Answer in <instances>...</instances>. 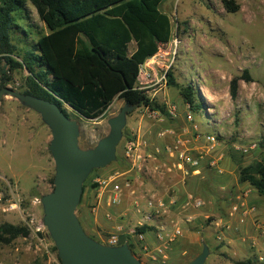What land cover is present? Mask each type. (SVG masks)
<instances>
[{"label": "rangeland", "instance_id": "1", "mask_svg": "<svg viewBox=\"0 0 264 264\" xmlns=\"http://www.w3.org/2000/svg\"><path fill=\"white\" fill-rule=\"evenodd\" d=\"M160 9L171 19L172 38L147 61L142 78L144 90L159 107L128 111L116 159L94 169L84 182L82 197L96 198L87 219L82 217L84 230L103 245L117 236V246L128 244L143 264H164L166 252L146 240L138 242L129 231L149 226L153 232L156 223L169 221L166 243L178 230L183 241L168 264H190L206 247L205 264H264V198L250 185L236 190L240 170L264 161V0H165ZM17 24L11 36L17 53L10 55L0 47V94H23L29 74L24 67L12 70L8 58L23 62L27 49L50 33L29 1ZM134 49L132 43L130 52ZM168 72L176 84L195 86L198 107L191 108L178 87L169 85ZM236 78L238 93L233 98L231 83ZM126 106L116 99L99 118L82 119L79 147H97L110 134L109 121ZM52 139L40 113L3 94L0 226L27 227L30 234L0 243V264H63L45 225L42 202L55 189ZM182 154L199 160V165L184 163ZM114 183L122 186L116 203ZM161 204L156 214L155 206Z\"/></svg>", "mask_w": 264, "mask_h": 264}, {"label": "trees", "instance_id": "2", "mask_svg": "<svg viewBox=\"0 0 264 264\" xmlns=\"http://www.w3.org/2000/svg\"><path fill=\"white\" fill-rule=\"evenodd\" d=\"M28 1L50 33L27 49L23 62L8 58L12 70L24 67L29 74L23 94L51 101L68 116L66 106L71 107L79 125L82 119L102 116L116 99L153 111L159 107L138 88V77L160 45L171 41V19L160 9L165 0H0V47L10 55L18 51L11 36ZM132 43L135 49L130 52ZM168 78L191 108L198 107L194 85L176 84L172 72ZM238 82L236 78L231 83L233 98ZM239 180L264 198V161L242 168ZM151 230L143 226L138 232ZM29 234L27 227L4 223L0 243L11 244Z\"/></svg>", "mask_w": 264, "mask_h": 264}, {"label": "water", "instance_id": "3", "mask_svg": "<svg viewBox=\"0 0 264 264\" xmlns=\"http://www.w3.org/2000/svg\"><path fill=\"white\" fill-rule=\"evenodd\" d=\"M18 98L26 106L41 114L52 130L50 151L56 163L55 189L42 200L45 207V225L56 243L63 264H143L128 244L103 245L84 230L76 210L83 185L94 169L108 166L116 159L117 146L127 123V113L135 106H127L109 121L110 134L97 147L83 150L79 147L80 125L57 104L14 90L1 92ZM71 108V107H70ZM209 250L190 264H205Z\"/></svg>", "mask_w": 264, "mask_h": 264}, {"label": "crops", "instance_id": "4", "mask_svg": "<svg viewBox=\"0 0 264 264\" xmlns=\"http://www.w3.org/2000/svg\"><path fill=\"white\" fill-rule=\"evenodd\" d=\"M227 185H224L223 188L225 189L226 187H229ZM247 185H250V184L238 183L236 190H239V192H241V189L246 188ZM250 188L255 189L251 185H250ZM248 189L249 188H247L246 190H248ZM250 192H252V190ZM245 195H248V193L245 192ZM251 201H252V199H251ZM92 202L96 203V198L93 197L91 200L90 198L82 197L81 202H80V204L76 210V214H77V211H79V213L77 214V217L79 218L84 229H86V226L83 224L82 217H85L87 219V216H88L87 210H88L89 204H92ZM162 222H164V221H161V223H156L155 228L153 229L154 231L153 232L152 231L146 232L145 237H146V241L150 245V247L151 246L156 247V248H159L164 253L166 252V256H165L166 260H163V261H164V264H168L171 262L172 259L175 258V255L177 253H179L178 247L180 246V244L183 240L180 237H178V238L173 237V238H171V241H168L166 243L168 236L171 235L170 234V230H171L170 225L171 224L169 223V221H166V223H162ZM122 238L123 237H121V239Z\"/></svg>", "mask_w": 264, "mask_h": 264}, {"label": "built area", "instance_id": "5", "mask_svg": "<svg viewBox=\"0 0 264 264\" xmlns=\"http://www.w3.org/2000/svg\"><path fill=\"white\" fill-rule=\"evenodd\" d=\"M144 74H146V73H144V66H143L141 68V70H140V74H139V77H138V88L141 89V90H144V88L147 86V83H144V81L142 80ZM166 77L167 76L165 75L160 81H163L164 79H166ZM189 117L191 118V116H189ZM208 139L211 140V141H214V142L216 141V137L215 136H210V137H208ZM181 157H182V160H183L184 163H187V164H189V165H191L193 167H197L199 165V160H197V159H195V158H193L191 156H188L186 154H182ZM127 185L129 186L128 181H127ZM113 190H114V192L117 195L113 198L112 202L116 203L118 201V199H119V194L122 191V186L120 184L114 183L113 184ZM3 201H4V198L0 194V205L3 204ZM196 205L197 206H201L202 202L201 201H197ZM151 206H154L153 203H151ZM163 207H164L163 204H161L158 207L155 206L156 214H159L160 211H161L160 209H162ZM234 209L238 210V207H235ZM146 219H147V221H152L150 215H148ZM129 234L132 236V238H135L138 242H144L146 240L145 234L138 232V230H136V229L135 230H130ZM181 235H182V232L180 230H178L174 236L178 237V236H181ZM107 242H108V244L110 246H117V245H119V238L117 236H112V237H110L107 240ZM145 248L147 249V247H145ZM145 248H144V250H146Z\"/></svg>", "mask_w": 264, "mask_h": 264}]
</instances>
